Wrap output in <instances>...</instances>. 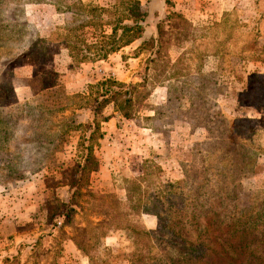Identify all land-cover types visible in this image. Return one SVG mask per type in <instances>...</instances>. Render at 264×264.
<instances>
[{
  "label": "rangeland",
  "instance_id": "rangeland-1",
  "mask_svg": "<svg viewBox=\"0 0 264 264\" xmlns=\"http://www.w3.org/2000/svg\"><path fill=\"white\" fill-rule=\"evenodd\" d=\"M114 1L0 0V264H141V238L132 230L111 226L88 255L71 238L80 226L95 234L106 218L100 206L126 202L132 179L149 190L150 201L173 185L195 217L228 221L237 205L264 217V0H171V8L167 0H139L153 49L138 52L141 39L106 59L75 63L66 27L87 18L74 8ZM76 34L98 41L89 26ZM107 78L135 86V106L130 117L115 102L97 114L105 133L95 149L99 168L82 193L106 198L84 203L86 195L77 201L64 184L75 177L80 139L66 124L93 118L76 96ZM53 84L50 90L63 92L37 98ZM58 160L68 161L62 171ZM138 200L139 193L137 207L126 210L130 222L160 234L161 208L150 204L142 213ZM66 212L70 222L58 217ZM212 225L210 236L218 233ZM189 228L197 239L201 228Z\"/></svg>",
  "mask_w": 264,
  "mask_h": 264
},
{
  "label": "trees",
  "instance_id": "trees-1",
  "mask_svg": "<svg viewBox=\"0 0 264 264\" xmlns=\"http://www.w3.org/2000/svg\"><path fill=\"white\" fill-rule=\"evenodd\" d=\"M168 8L174 4L171 0L166 1ZM81 11V12H80ZM85 14L87 18L85 24L69 25L66 27L68 34L64 37L73 61L80 64L89 60L106 59L110 54L119 51L121 48L132 44L135 41L142 40L138 52L147 49H153L156 45L154 37L145 38V27L143 21L146 18L141 2L139 0H115L110 7L100 5H90V8L80 4L74 8V14L80 16ZM166 18L158 23L159 35H162L163 25ZM86 26L94 28L97 32L98 41L88 43L85 39L76 34L78 30ZM105 27L111 28V33H106ZM144 37V38H143ZM58 87L57 84L43 86L38 90V97L53 93H62V89L52 91L50 89ZM135 86L124 82L116 81L112 78L104 79L90 86L89 95H79L84 103H80L79 108H87L92 111L93 118L81 123L71 120L67 126V133L71 131L80 132V139L77 144V152L72 165L74 167L73 179L64 184L70 185L75 189L73 192L78 201L86 195L84 203L100 202L104 203L105 195L93 191L82 193L85 184L88 183L90 173L99 168L98 159L95 157V149L100 145L101 139L105 133L101 130V121L97 118L106 105L115 102L118 111L125 116L130 117L135 106L134 94ZM75 97V96H74ZM31 103L25 104L29 107ZM2 112V110H0ZM62 111V110H60ZM106 117L104 120H108ZM6 130L2 115H0V132ZM5 135L2 140H5ZM53 143V140L49 141ZM62 144V143H61ZM58 169L62 171L68 161H61ZM143 180L142 178V186ZM129 181V189L126 195V202L114 201L111 204L101 205L106 218L97 223V231L90 235L87 227H77V235L71 237L78 245V248L87 255L93 248L100 235L106 232V229L112 227L126 228L127 231L134 232L141 239L139 241L142 247V258L136 261L141 264H264V217L261 209L256 215L248 214V210L243 207H236L237 217L226 220H211V217L200 215L195 217L190 211L191 203L183 199L181 194L170 185L168 190H155L154 199L148 198L149 190H141L140 182L133 179ZM127 182V181H126ZM139 193L138 206L142 213L147 211L150 204L159 206L158 215L162 220L160 234L154 235L143 225L142 228L136 227L130 222L129 213L126 210H134L137 207L136 194ZM128 201V203H127ZM114 205H117L118 212H115ZM62 205H59L61 208ZM67 211L71 206L66 205ZM56 208V207H55ZM126 208V209H125ZM54 209V208H53ZM112 210V214H111ZM173 211L170 214L169 211ZM55 211L52 213L54 217ZM66 216L70 222L72 215L59 213L58 217ZM213 224V225H212ZM57 226V224H54ZM217 228L218 233L209 235L206 232L207 227ZM189 226L201 228L197 239L189 235L191 230ZM81 236V238H80ZM64 239V237L62 238ZM158 247V252L152 254L154 248ZM58 251H63L61 242L58 244ZM90 256V255H89ZM92 264L94 263L91 258Z\"/></svg>",
  "mask_w": 264,
  "mask_h": 264
}]
</instances>
